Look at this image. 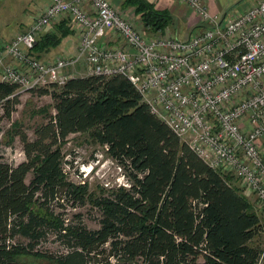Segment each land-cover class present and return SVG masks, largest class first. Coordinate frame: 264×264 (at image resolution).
<instances>
[{
  "label": "trees",
  "instance_id": "16d2710c",
  "mask_svg": "<svg viewBox=\"0 0 264 264\" xmlns=\"http://www.w3.org/2000/svg\"><path fill=\"white\" fill-rule=\"evenodd\" d=\"M122 2L133 7L148 34L163 33L172 20L147 0ZM54 28L33 51L53 48L70 33L66 21ZM126 78L72 76L39 89L51 97L54 114L36 127L33 139L20 136L26 161H0V264H23V256L46 264H257L264 218L232 177L205 165L151 114ZM18 89L0 82L7 117ZM74 133L104 147L127 186L92 196L85 184L66 180L61 146ZM66 203H89L98 213L97 228L82 225L79 214L66 221L54 209ZM49 233L65 253L38 249Z\"/></svg>",
  "mask_w": 264,
  "mask_h": 264
},
{
  "label": "built area",
  "instance_id": "2783aa9c",
  "mask_svg": "<svg viewBox=\"0 0 264 264\" xmlns=\"http://www.w3.org/2000/svg\"><path fill=\"white\" fill-rule=\"evenodd\" d=\"M177 1L201 25L185 39L168 31L148 37L140 20L135 26L108 0H47L42 14L5 45L0 82L27 90L61 86L80 60L86 75H124L151 114L205 165L232 177L264 218V0L226 18L212 17L207 0ZM59 18L74 25L76 54L40 61L32 56L34 43ZM259 252L257 264L264 240Z\"/></svg>",
  "mask_w": 264,
  "mask_h": 264
},
{
  "label": "rangeland",
  "instance_id": "374dc122",
  "mask_svg": "<svg viewBox=\"0 0 264 264\" xmlns=\"http://www.w3.org/2000/svg\"><path fill=\"white\" fill-rule=\"evenodd\" d=\"M35 1L37 0H0V56L5 52V45L9 44L17 33L24 31L28 27L29 23L24 29L25 20L23 17H30L29 22H31V18L42 14L44 11L45 5L39 6ZM122 1L124 0H121L120 5H118L117 0H108L112 7L124 12V15L137 26L139 17L134 15L133 7H122ZM211 16L217 18L222 17L221 13ZM171 19L165 31L158 34H165L168 29V35H174L179 39L182 37L187 38L192 28L185 30L183 25L176 24L173 21V17ZM63 21L67 22V30L70 33L62 37L60 42L53 48L32 51V56L40 61L50 62L57 57H67L76 54L79 37L69 18L54 20L53 23L39 34L37 39L46 33V31H55L54 27ZM144 34L148 35V37L154 35L148 34L147 32ZM3 61L9 65L14 64V61L10 60L9 57H5ZM67 74L73 77L86 75L84 62L82 60L77 62L67 70ZM43 88L51 89V87H39L28 90L19 88L16 95L17 103L11 108L8 117L5 116L4 109H2L3 107H1L0 103V161L7 162L11 165L26 161L20 136L24 134L28 140L33 139L36 127L46 122L49 115L54 114V109L51 107V97L47 94L38 93L39 89ZM61 154L63 156L61 171L65 179L74 184H85L89 195L95 196L102 189L107 190L114 186L123 185L126 182L124 181L123 171L108 156H105L104 147L95 144L85 134H70L64 145L61 146ZM30 178L31 172L27 173L25 177L26 184ZM89 207V203L79 208L78 206L73 207L70 203H66L63 208L55 207L54 209L57 212L63 213L66 221H76L74 214H79V221H81L82 225L93 230L98 226L95 220L98 213ZM18 240L22 241L23 238H18ZM38 249H43V251L53 254H61L67 251L65 246L57 241L55 236L50 233L40 243ZM22 262L23 264L47 263L44 259L29 256H23Z\"/></svg>",
  "mask_w": 264,
  "mask_h": 264
},
{
  "label": "crops",
  "instance_id": "0c3cea01",
  "mask_svg": "<svg viewBox=\"0 0 264 264\" xmlns=\"http://www.w3.org/2000/svg\"><path fill=\"white\" fill-rule=\"evenodd\" d=\"M151 4L154 5L156 9L165 10L167 13L173 17V21L176 24H181L185 27V30L191 29L187 37L201 28L200 22L193 12H191L186 5L177 1V0H147ZM255 0H207L208 12L211 15L221 13L222 18L228 17V15L233 13H239L244 11L250 4H252ZM39 6H44L47 3V0H37L35 1ZM121 0H117V4L120 5ZM41 4V5H40ZM30 17H23L25 20L24 24L26 26L30 23ZM20 20V19H19ZM138 20V18H137ZM21 21H23L21 19ZM139 21V20H138ZM200 25V27H199ZM168 31V29H167ZM76 32V31H75ZM77 34V32H76ZM77 38V35H76ZM186 37H182L181 39H185ZM264 238V232L261 234ZM263 238L262 241L264 240ZM260 264H264V259Z\"/></svg>",
  "mask_w": 264,
  "mask_h": 264
}]
</instances>
